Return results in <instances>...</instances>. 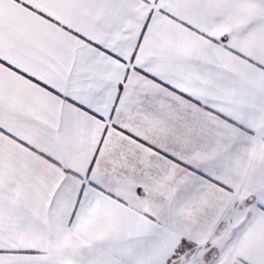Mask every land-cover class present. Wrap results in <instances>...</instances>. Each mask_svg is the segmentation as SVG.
Masks as SVG:
<instances>
[{
    "label": "snow or ice",
    "instance_id": "obj_1",
    "mask_svg": "<svg viewBox=\"0 0 264 264\" xmlns=\"http://www.w3.org/2000/svg\"><path fill=\"white\" fill-rule=\"evenodd\" d=\"M0 264H264V0H0Z\"/></svg>",
    "mask_w": 264,
    "mask_h": 264
}]
</instances>
